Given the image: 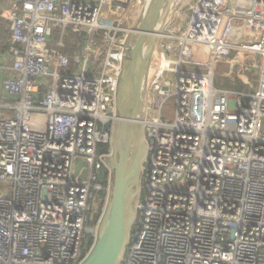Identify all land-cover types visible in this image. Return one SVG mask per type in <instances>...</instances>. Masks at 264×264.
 <instances>
[{"label":"built area","instance_id":"obj_1","mask_svg":"<svg viewBox=\"0 0 264 264\" xmlns=\"http://www.w3.org/2000/svg\"><path fill=\"white\" fill-rule=\"evenodd\" d=\"M151 2L0 0V264L85 256ZM147 39L132 118L146 157L120 264H264V0H165ZM215 73L248 90L215 86Z\"/></svg>","mask_w":264,"mask_h":264},{"label":"water","instance_id":"obj_2","mask_svg":"<svg viewBox=\"0 0 264 264\" xmlns=\"http://www.w3.org/2000/svg\"><path fill=\"white\" fill-rule=\"evenodd\" d=\"M164 1L152 0L142 33L128 51L127 67L118 87L119 115L125 120L116 124L115 136L113 135L111 142L112 152L107 158L112 170L109 198L97 221L93 242L79 264H120L126 251L130 226L134 219L131 204L139 191V176L146 157L142 127L133 122L132 118L136 117L139 110L140 81L148 57V53L144 51L147 33L155 27ZM128 85L131 86L132 102L125 110L123 93ZM87 171V162L76 158L74 175L85 180Z\"/></svg>","mask_w":264,"mask_h":264},{"label":"rangeland","instance_id":"obj_3","mask_svg":"<svg viewBox=\"0 0 264 264\" xmlns=\"http://www.w3.org/2000/svg\"><path fill=\"white\" fill-rule=\"evenodd\" d=\"M0 22H2V20H0ZM161 30V29H159ZM152 43V39H147L146 42H145V45H146V53L149 54L150 52V45ZM251 63H253V61L251 60ZM144 72V70H143ZM142 72V74H143ZM171 79L173 81V78L171 76ZM143 78L141 76V81L142 82ZM254 83H253V88L256 87V77H254ZM214 84L215 86L217 87H224V88H231V89H236V90H248L247 86H243L241 85L238 81L234 82L232 79L230 78H226V77H223V76H220L219 74L215 73V76H214ZM131 86L128 85L123 93V107L125 110H127L130 105H131V102H132V99H131V96H132V92H131ZM141 103H139V110H140V113H141V109H142V104L140 106ZM173 107H174V99L171 97L168 99V101L166 102V104L164 105V109L163 111L166 112V113H169L171 114L172 111H173ZM153 115L156 114V111H153L152 113ZM141 116V115H140ZM170 119H171V116H170ZM131 125V124H130ZM115 136V132L113 134ZM141 178V175L139 176V179ZM132 192H134V187L132 188ZM132 195V194H131ZM131 206H133V210H134V200L132 201V204ZM135 216V214H134ZM131 220H132V217H131ZM130 232H129V238H130V235H131V230H133V227H135V222H134V219L132 221V224L130 226ZM129 241V240H128Z\"/></svg>","mask_w":264,"mask_h":264},{"label":"trees","instance_id":"obj_4","mask_svg":"<svg viewBox=\"0 0 264 264\" xmlns=\"http://www.w3.org/2000/svg\"><path fill=\"white\" fill-rule=\"evenodd\" d=\"M8 37H9V33L8 30L4 27V24L2 22H0V49H6L7 43H8ZM93 238L94 237H87L85 239L84 246L86 251H88V249L90 248L92 242H93Z\"/></svg>","mask_w":264,"mask_h":264},{"label":"bare ground","instance_id":"obj_5","mask_svg":"<svg viewBox=\"0 0 264 264\" xmlns=\"http://www.w3.org/2000/svg\"><path fill=\"white\" fill-rule=\"evenodd\" d=\"M123 120H125V118L123 117V118H121V120L120 121H123Z\"/></svg>","mask_w":264,"mask_h":264}]
</instances>
